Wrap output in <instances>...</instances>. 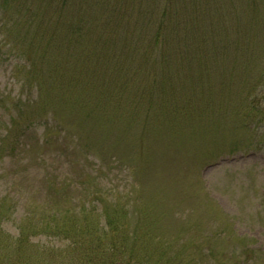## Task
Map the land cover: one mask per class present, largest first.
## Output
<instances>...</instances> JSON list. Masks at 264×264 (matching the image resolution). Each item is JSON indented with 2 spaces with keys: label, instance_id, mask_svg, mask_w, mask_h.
I'll return each mask as SVG.
<instances>
[{
  "label": "rangeland",
  "instance_id": "374dc122",
  "mask_svg": "<svg viewBox=\"0 0 264 264\" xmlns=\"http://www.w3.org/2000/svg\"><path fill=\"white\" fill-rule=\"evenodd\" d=\"M18 8L0 7V264H68L99 234L134 240V264H201L208 239L218 264H264L263 1L53 0L73 48L46 58L63 38Z\"/></svg>",
  "mask_w": 264,
  "mask_h": 264
},
{
  "label": "trees",
  "instance_id": "16d2710c",
  "mask_svg": "<svg viewBox=\"0 0 264 264\" xmlns=\"http://www.w3.org/2000/svg\"><path fill=\"white\" fill-rule=\"evenodd\" d=\"M18 2V5H20L21 8H18L16 10L17 14H20L22 16L23 13H27L29 15V19H27L25 21L26 26L29 25V23L31 24L32 22H35V26L28 27L30 30H35L37 32V34L39 33V30L41 31V29H43V27L48 25V36L49 37H61L63 38L62 41H58L56 43L53 44L52 49H48L45 45L42 46L41 50L42 53L41 55L43 57H47L48 55L51 56V54L54 52V50H56V48L59 49H67V50H72V46L70 45V42L68 41H64V38L67 35H62L60 36L58 34L57 31V25L58 24H63V29H61V31L59 33H64L66 31V28L68 27L66 21V17L63 18L62 15L59 13V11H56V13H59L58 15H56L54 17L53 11L51 10V8L48 9L47 13H45V10L47 8V6H49L53 0H16ZM264 3V0H262ZM8 2H11V0H1L0 1V7H4ZM37 3L39 6L38 7H32L31 5ZM37 9L39 11V14H37V16L35 17V13L34 10ZM53 26L54 30L56 31V33L54 34L53 29L50 27ZM6 24H3L2 26H0V30L3 31L4 33H6L7 31V35L6 37H13V34L9 31V29H5ZM77 28H79V26H77ZM76 28V29H77ZM28 29V30H29ZM28 33V32H27ZM88 34V31L86 30L85 32L81 33V37H85ZM41 35V34H38ZM6 38H1L0 39V47L4 45ZM107 42V40H106ZM106 42H102L101 43V48L102 51L105 54L106 58H110L113 52V48L112 46H109L106 44ZM65 49V50H66ZM80 50V49H79ZM44 53H46L44 55ZM80 55L83 54V56L87 57L89 55V52H87V50L81 49L80 52H78ZM124 58H128L127 56H123ZM86 60V58H84ZM48 60V59H47ZM51 63V65L53 66L51 61H48ZM160 63V62H159ZM157 63V64H159ZM53 69H55L53 67ZM158 74L157 71H154L153 74ZM160 74V73H159ZM44 90H40L39 92L35 93L33 95V99L37 102H42V93ZM149 96H147L145 99L146 100H150L148 99ZM185 106L188 107V104H184ZM17 107H19L17 105ZM90 106H86V108L90 109L92 107ZM21 118V114L18 115ZM175 114H172V117H174ZM10 131H12L14 134H17V137L19 138L20 136H23L24 134H22L19 130L21 129L22 131L27 130L26 126L21 124V123H17L15 124V122L12 121V123L10 124L9 127ZM47 129V128H46ZM106 211V208L104 209ZM72 213L71 211L69 212V214ZM113 217L112 215H109V218ZM65 218H66V214L64 216H62L61 218H57L54 214V217L52 219H47L48 222H50L51 224H48V222L45 224L46 228H49L50 231L54 234H59V233H66V232H70L71 230L68 229V223L65 222ZM70 218V216H69ZM114 218V217H113ZM75 221V220H74ZM107 222H110L109 224V230L111 231L112 235L117 233V224H115V222L113 220H109ZM67 223V224H66ZM80 224V223H79ZM111 225L113 227H111ZM87 228L91 229L92 225H88V223L86 224ZM75 227V224H74ZM76 227H79V225L77 224ZM91 227V228H90ZM71 235V237L77 235V232L71 233L69 234ZM116 237H120L119 234L117 233ZM122 237H125L124 235L121 236L119 238L118 241H115L114 239H110L109 241L104 242V237L99 234L97 236V238L95 240H91V241H87L85 243H83V246L80 248H76L77 251L73 254V255H66V258L68 259L67 262L68 264H134L131 263L132 258L134 256V249L135 248H131L135 243L134 240L132 243H130L127 246H125L121 240ZM20 239H21V244L23 243H29L28 242V236H26V234H24L23 232L20 234ZM106 240V239H105ZM209 240V239H208ZM208 240L206 241H202L203 246L201 247L200 251H202V253L206 256V258L204 259H200L201 264H218L217 262V258L215 256V252L213 251L212 248L208 247ZM136 242H138V239L135 240ZM127 248H130L127 253V258L128 259H124L123 258V253L126 251ZM199 251V252H200ZM233 252V251H232ZM155 253V252H154ZM119 254V255H118ZM227 254V251H226ZM157 257L155 260L151 259L149 254H144L141 256V258H139V254L135 255V260L136 263L135 264H182V258L181 255L179 253H174L172 255H166L165 252H163V256L161 257L160 255L156 254ZM235 257H236V261L235 264H252L254 261L253 256H249V254L247 253V251H245L244 255H239L234 253Z\"/></svg>",
  "mask_w": 264,
  "mask_h": 264
}]
</instances>
